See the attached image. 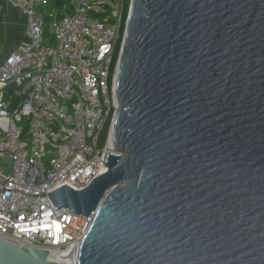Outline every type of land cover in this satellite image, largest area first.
<instances>
[{"label": "water", "instance_id": "water-1", "mask_svg": "<svg viewBox=\"0 0 264 264\" xmlns=\"http://www.w3.org/2000/svg\"><path fill=\"white\" fill-rule=\"evenodd\" d=\"M106 171L73 264H264V0H131ZM0 264H58L0 239Z\"/></svg>", "mask_w": 264, "mask_h": 264}, {"label": "built area", "instance_id": "built-area-1", "mask_svg": "<svg viewBox=\"0 0 264 264\" xmlns=\"http://www.w3.org/2000/svg\"><path fill=\"white\" fill-rule=\"evenodd\" d=\"M7 1L25 14L28 41L0 60V239L57 262L77 250L94 213L56 211L48 194L83 189L106 171L113 61L131 0H71L59 12L47 0Z\"/></svg>", "mask_w": 264, "mask_h": 264}, {"label": "crops", "instance_id": "crops-1", "mask_svg": "<svg viewBox=\"0 0 264 264\" xmlns=\"http://www.w3.org/2000/svg\"><path fill=\"white\" fill-rule=\"evenodd\" d=\"M0 60L18 44L27 42L26 17L7 0H0Z\"/></svg>", "mask_w": 264, "mask_h": 264}, {"label": "trees", "instance_id": "trees-1", "mask_svg": "<svg viewBox=\"0 0 264 264\" xmlns=\"http://www.w3.org/2000/svg\"><path fill=\"white\" fill-rule=\"evenodd\" d=\"M70 1L71 0H47V7L51 11L59 12L63 8V6L68 5ZM126 16H127V9L125 8L123 16H122V23H121V29H120V33L121 34H120L119 40L117 42L115 60L113 61V66H114V63H116V60H117L118 50H119V47H120V44H121V39H122V33H123L124 27H125ZM108 128H109V120H107V122H106V124L104 126V129H103V132H102V135H101V139H100V144H102V142H103V140H104V138L106 136V133L108 131Z\"/></svg>", "mask_w": 264, "mask_h": 264}, {"label": "bare ground", "instance_id": "bare-ground-1", "mask_svg": "<svg viewBox=\"0 0 264 264\" xmlns=\"http://www.w3.org/2000/svg\"><path fill=\"white\" fill-rule=\"evenodd\" d=\"M111 137L112 133L110 130V144H111ZM75 252L76 250H67L66 252H63L60 257H57L58 264H73L74 258H75ZM53 254H50V258H52Z\"/></svg>", "mask_w": 264, "mask_h": 264}]
</instances>
